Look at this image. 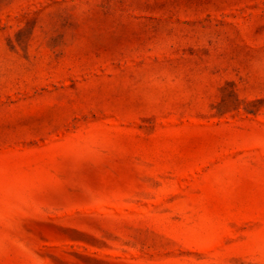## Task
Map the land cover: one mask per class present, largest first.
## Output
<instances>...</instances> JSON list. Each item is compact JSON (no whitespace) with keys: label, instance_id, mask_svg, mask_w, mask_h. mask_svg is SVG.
Masks as SVG:
<instances>
[{"label":"rangeland","instance_id":"1","mask_svg":"<svg viewBox=\"0 0 264 264\" xmlns=\"http://www.w3.org/2000/svg\"><path fill=\"white\" fill-rule=\"evenodd\" d=\"M0 264H264V0H0Z\"/></svg>","mask_w":264,"mask_h":264}]
</instances>
